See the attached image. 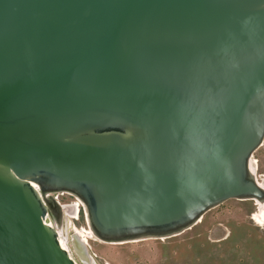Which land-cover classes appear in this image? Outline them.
Wrapping results in <instances>:
<instances>
[{
	"label": "water",
	"instance_id": "obj_1",
	"mask_svg": "<svg viewBox=\"0 0 264 264\" xmlns=\"http://www.w3.org/2000/svg\"><path fill=\"white\" fill-rule=\"evenodd\" d=\"M263 143L264 0H0V264L95 262L58 194L108 244L264 205Z\"/></svg>",
	"mask_w": 264,
	"mask_h": 264
},
{
	"label": "rangeland",
	"instance_id": "obj_2",
	"mask_svg": "<svg viewBox=\"0 0 264 264\" xmlns=\"http://www.w3.org/2000/svg\"><path fill=\"white\" fill-rule=\"evenodd\" d=\"M256 174L264 181V143L254 154ZM61 205L76 199L58 194ZM258 213L251 201L229 200L208 212L200 223L175 237L124 244H108L88 238L90 254L96 264H264V226L251 221ZM72 226L86 231L84 213H79ZM72 228V227H71ZM66 235L71 234L68 227Z\"/></svg>",
	"mask_w": 264,
	"mask_h": 264
},
{
	"label": "bare ground",
	"instance_id": "obj_3",
	"mask_svg": "<svg viewBox=\"0 0 264 264\" xmlns=\"http://www.w3.org/2000/svg\"><path fill=\"white\" fill-rule=\"evenodd\" d=\"M251 166H252L253 170H255V171L257 170V165L253 159L251 160ZM256 180L261 186L264 187V181L260 182L257 174H256ZM68 206H70L72 208V212H70V213L68 212L65 214L66 227H67V229L69 227L71 231L78 233V235L81 237L82 241H84L86 243V245L88 246V241L86 239V238H88V237H86L87 235L90 237H93L95 240H97V239L92 235V233L88 229H87V232L86 231L79 232L75 227L72 226V222L70 221V220H74L75 217L79 213V208H80L79 202L76 201L75 203H72ZM256 207H257L258 213L253 214L252 219L258 226H261V225L263 226L264 225V205H258L257 204ZM62 231H64V227H63ZM58 235H59V241H60L61 246L63 248H66L65 238H64V236H62V233L60 230H58ZM97 241H99V240H97ZM93 264H96V263L93 262Z\"/></svg>",
	"mask_w": 264,
	"mask_h": 264
},
{
	"label": "flooded vegetation",
	"instance_id": "obj_4",
	"mask_svg": "<svg viewBox=\"0 0 264 264\" xmlns=\"http://www.w3.org/2000/svg\"><path fill=\"white\" fill-rule=\"evenodd\" d=\"M250 219H251V221H253V219H252V217H251V216H250ZM200 222H201V221H200ZM200 222H199V223H200ZM263 226H264V225H263Z\"/></svg>",
	"mask_w": 264,
	"mask_h": 264
},
{
	"label": "snow or ice",
	"instance_id": "obj_5",
	"mask_svg": "<svg viewBox=\"0 0 264 264\" xmlns=\"http://www.w3.org/2000/svg\"><path fill=\"white\" fill-rule=\"evenodd\" d=\"M34 187H35V185H34Z\"/></svg>",
	"mask_w": 264,
	"mask_h": 264
},
{
	"label": "built area",
	"instance_id": "obj_6",
	"mask_svg": "<svg viewBox=\"0 0 264 264\" xmlns=\"http://www.w3.org/2000/svg\"><path fill=\"white\" fill-rule=\"evenodd\" d=\"M57 198V197H56Z\"/></svg>",
	"mask_w": 264,
	"mask_h": 264
}]
</instances>
